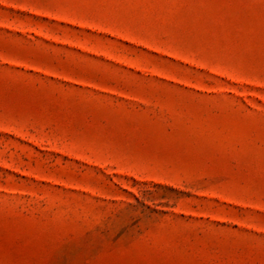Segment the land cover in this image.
<instances>
[{
    "label": "rangeland",
    "instance_id": "1",
    "mask_svg": "<svg viewBox=\"0 0 264 264\" xmlns=\"http://www.w3.org/2000/svg\"><path fill=\"white\" fill-rule=\"evenodd\" d=\"M0 264H264V0H0Z\"/></svg>",
    "mask_w": 264,
    "mask_h": 264
}]
</instances>
